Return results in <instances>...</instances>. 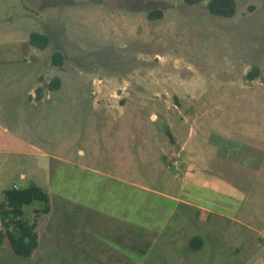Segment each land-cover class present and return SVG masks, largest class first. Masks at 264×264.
Wrapping results in <instances>:
<instances>
[{
	"label": "rangeland",
	"instance_id": "1",
	"mask_svg": "<svg viewBox=\"0 0 264 264\" xmlns=\"http://www.w3.org/2000/svg\"><path fill=\"white\" fill-rule=\"evenodd\" d=\"M208 1L0 0L3 185L54 208L24 207L39 245L4 229L0 264H264V0Z\"/></svg>",
	"mask_w": 264,
	"mask_h": 264
},
{
	"label": "trees",
	"instance_id": "2",
	"mask_svg": "<svg viewBox=\"0 0 264 264\" xmlns=\"http://www.w3.org/2000/svg\"><path fill=\"white\" fill-rule=\"evenodd\" d=\"M188 3H195L201 0H184ZM209 10L217 15L232 16L237 9L236 0H209ZM161 14L156 10L150 13V16ZM160 17V15H159ZM29 43L39 49H45L50 43V36L46 32L33 31L29 36ZM53 61L57 64L63 63V54L57 51L53 55ZM251 78L253 73H249ZM50 88L55 89L61 86V78L55 77L50 83ZM34 201H40L45 209L49 208L50 196L45 188L30 184L22 189H8L4 193V199L0 200V242L4 235V229L9 238L13 250L21 256H30L39 245V235L36 229V223L30 222L24 217V207L32 204ZM199 237L191 240V244L198 248L196 241Z\"/></svg>",
	"mask_w": 264,
	"mask_h": 264
},
{
	"label": "crops",
	"instance_id": "3",
	"mask_svg": "<svg viewBox=\"0 0 264 264\" xmlns=\"http://www.w3.org/2000/svg\"><path fill=\"white\" fill-rule=\"evenodd\" d=\"M1 125H3V124L0 122V127H1ZM4 129L7 130V127H4ZM1 137H2V134L0 133V185H3V179L5 177L7 178V176H8L7 173L10 171V165L7 164V162H8L7 159L2 157L3 154H8V150L6 149V147H4L5 142L3 141V139ZM19 175L21 176L22 179H27L28 178V173H26L24 170L20 171ZM30 181L31 182L26 187H28L32 183L39 185L38 182H36V181H33V180H30ZM26 187H20V186L15 184L13 187H8L7 188L6 186L3 185V187L0 188V200L4 199V193H5L6 190L12 189V188L22 189V188H26ZM41 187L45 188V187H47V185L46 186H41ZM45 190H47V192L49 194V189H45ZM161 194L165 198H168V199L173 200V201H177L179 203H182V204H185L187 206H190V207L194 208L196 210V213H197V211L199 212V220L202 221V222H204V221L209 222L212 214H217L218 216H225L223 213L221 214V213L216 212L215 210H213L207 204L194 203V202L185 200L183 198L177 197L176 195H173L171 193L170 194L161 193ZM250 194H251V191H247V190L244 191L243 200L245 202H248V201L251 200L250 199ZM49 196H50V194H49ZM50 201H51V198H50ZM53 210H54V208L52 207L51 202H50V205H49L48 209H45V207H43L41 209V211L45 212L44 214H47V215L48 214L50 215L53 212ZM24 217H25V210H24ZM26 219H28V218H26ZM227 219H231V218L228 217ZM29 221L32 222V223L33 222L36 223V229H37V222L36 221H32V220H29ZM206 233H207L206 231L201 232L199 235L196 233L195 235H193L190 238V241H191L193 238L199 237V240L196 241L197 243H199V247L197 249H201L203 247V245L205 244L204 237H205ZM263 242H264V240H263Z\"/></svg>",
	"mask_w": 264,
	"mask_h": 264
}]
</instances>
